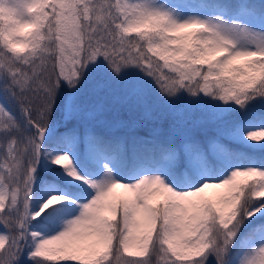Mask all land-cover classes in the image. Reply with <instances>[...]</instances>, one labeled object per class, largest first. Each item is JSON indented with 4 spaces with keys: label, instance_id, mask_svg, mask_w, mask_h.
Returning <instances> with one entry per match:
<instances>
[{
    "label": "snow or ice",
    "instance_id": "1",
    "mask_svg": "<svg viewBox=\"0 0 264 264\" xmlns=\"http://www.w3.org/2000/svg\"><path fill=\"white\" fill-rule=\"evenodd\" d=\"M0 10V264H264V4ZM101 58L182 117L170 139L57 131L62 89ZM195 113L206 140L187 126Z\"/></svg>",
    "mask_w": 264,
    "mask_h": 264
},
{
    "label": "trees",
    "instance_id": "2",
    "mask_svg": "<svg viewBox=\"0 0 264 264\" xmlns=\"http://www.w3.org/2000/svg\"><path fill=\"white\" fill-rule=\"evenodd\" d=\"M203 2L231 5L244 0ZM246 2L264 4V0ZM99 65L88 69L78 92L74 93L66 85L62 89L53 121L57 131L78 130L83 133L87 129L105 139H120L129 147L140 139L161 142L170 139L173 128L182 117L160 100L155 89H149L143 99L131 95V87L136 80L135 74L125 80L114 79L107 72L102 58ZM66 106L79 109V115L65 120ZM199 119V113L193 114L188 119L187 126L197 130L201 138L206 140L205 131L196 124ZM81 147L83 150V146Z\"/></svg>",
    "mask_w": 264,
    "mask_h": 264
},
{
    "label": "clouds",
    "instance_id": "3",
    "mask_svg": "<svg viewBox=\"0 0 264 264\" xmlns=\"http://www.w3.org/2000/svg\"><path fill=\"white\" fill-rule=\"evenodd\" d=\"M0 11H3V10H0ZM31 31V29L30 28H22V29H20V34L21 35H26L28 32H30Z\"/></svg>",
    "mask_w": 264,
    "mask_h": 264
}]
</instances>
